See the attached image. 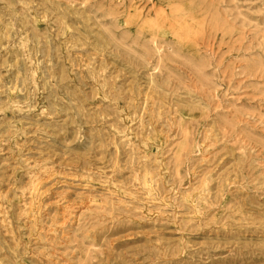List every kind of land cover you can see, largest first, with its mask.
<instances>
[{
  "label": "rangeland",
  "instance_id": "obj_1",
  "mask_svg": "<svg viewBox=\"0 0 264 264\" xmlns=\"http://www.w3.org/2000/svg\"><path fill=\"white\" fill-rule=\"evenodd\" d=\"M0 264H264V0H0Z\"/></svg>",
  "mask_w": 264,
  "mask_h": 264
},
{
  "label": "bare ground",
  "instance_id": "obj_2",
  "mask_svg": "<svg viewBox=\"0 0 264 264\" xmlns=\"http://www.w3.org/2000/svg\"><path fill=\"white\" fill-rule=\"evenodd\" d=\"M179 24V23H178ZM179 28V27H178Z\"/></svg>",
  "mask_w": 264,
  "mask_h": 264
}]
</instances>
